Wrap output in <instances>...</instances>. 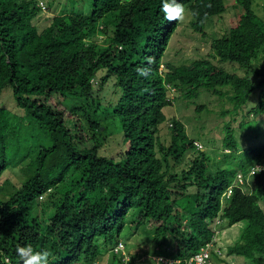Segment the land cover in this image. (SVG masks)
<instances>
[{
    "label": "trees",
    "instance_id": "trees-1",
    "mask_svg": "<svg viewBox=\"0 0 264 264\" xmlns=\"http://www.w3.org/2000/svg\"><path fill=\"white\" fill-rule=\"evenodd\" d=\"M74 2H86L89 14L55 15L39 29L33 20L43 1L0 0V96L6 93L14 105L0 101V177L12 170L17 182L5 179L9 193L0 197V264H20L18 245L49 251V264H70L80 254L92 260L119 237L128 217L153 231L155 254L174 257L212 241L214 226L239 225L227 254L262 263V177L249 193L234 188L221 197L237 171L264 158V145L239 142L230 129L248 104L264 115V68L251 66L264 53V0H232L242 12L212 39L208 55L189 67L165 60L164 70L180 21H163L161 0ZM177 2L199 32L226 6L224 0ZM162 27H168L164 34ZM231 64L257 72L259 81L229 70ZM167 87L189 99L185 106L203 92L222 102L230 153L196 147L170 111ZM108 96L109 124L121 130L101 127L103 117L93 108ZM202 108L197 104L195 112ZM246 109L241 128L256 124ZM18 153L28 159L29 177L9 164ZM70 171L78 173L73 181L66 180Z\"/></svg>",
    "mask_w": 264,
    "mask_h": 264
},
{
    "label": "rangeland",
    "instance_id": "rangeland-1",
    "mask_svg": "<svg viewBox=\"0 0 264 264\" xmlns=\"http://www.w3.org/2000/svg\"><path fill=\"white\" fill-rule=\"evenodd\" d=\"M38 2H44V9L40 12L37 19L33 20V23L38 25L39 29H42L46 24L49 23L50 18L55 15L71 14V13H83L89 14L90 8L87 6L86 2L81 4H75L74 0H37ZM225 11L219 15V17L213 18L211 22L205 25L204 32L193 31L190 26L191 16L184 12V19L178 23L176 34L172 33L171 42L168 48L165 50L164 60H168L176 65L180 63L185 64L187 67L190 66L192 60L207 56L211 51L210 43L213 38L221 36L225 33L231 26L235 25L238 19V15L242 12V9L235 7L232 0H224ZM73 5V6H72ZM260 55L257 58L256 63H252V68L257 69V71L262 70L259 65L264 68V53L259 52ZM162 68V66H160ZM165 69V66L162 68ZM230 69H234L239 75H247L252 80L259 81L260 76L257 72L246 73L244 69H239L235 64H231ZM264 71V69H263ZM259 74V73H258ZM206 92V91H205ZM98 95L101 93L96 92ZM167 96L172 101L171 113L182 121L185 125V131L189 136H193L196 142L199 144H207L210 147L220 149L223 137L227 134L224 129L225 122L229 119L228 115L221 116L219 114L220 105L219 99L215 95H210L208 93L200 94V98L191 99L194 103L189 106H185L189 99L179 97V93L174 89H168ZM258 97L255 95L250 99L254 104ZM0 101L5 107H14L11 103L10 97L4 94L0 96ZM203 106L202 110L195 112V106ZM94 105V103H93ZM205 107V108H204ZM251 108V106H249ZM248 108V109H249ZM209 110V111H207ZM248 111V119L256 124H251L246 126V128H241V118L243 112L240 110V114L235 116V120L231 122L230 129L231 133L239 138V142L243 139L248 145L256 143L262 144L264 142V115H255L252 110ZM100 114H103L100 112ZM105 115V114H103ZM244 118V116H243ZM110 120L101 119L102 125H108L111 130L116 129V131L121 130L118 125L109 124ZM85 124V122H83ZM87 127V124H85ZM161 135H165V128L161 127ZM245 135H250L251 137H245ZM257 134V135H256ZM242 135V136H241ZM241 136V137H239ZM210 139V140H209ZM208 142V143H207ZM244 147H242L243 149ZM22 154L18 153L14 160H10V165L16 168V172L19 176L24 178L30 176L29 170H27L28 159H21ZM11 168V167H10ZM10 173V174H8ZM78 173L70 171L66 176V180L73 181L77 178ZM18 178V177H17ZM5 179L9 182L17 183L12 170L5 171V173L0 177V197L5 199L8 195L9 185L6 184ZM41 210L39 214H41ZM214 224V223H213ZM215 235L212 238V242L216 248L221 251V259H213V264H253L251 259H246L241 256H232L227 254V247L232 245L238 235L239 226L233 225L229 228H225L219 231V228L214 226ZM126 229V230H125ZM125 229H123L120 234V238L123 239L124 243L129 249L130 253H133L134 258L140 259V264H155V256L153 251L156 248L157 241L153 238V231L146 230L141 223H137L134 220L129 219L125 221ZM153 257V260H149V257ZM158 258V257H157ZM103 261H109L110 257L107 253ZM165 260V259H164Z\"/></svg>",
    "mask_w": 264,
    "mask_h": 264
},
{
    "label": "clouds",
    "instance_id": "clouds-1",
    "mask_svg": "<svg viewBox=\"0 0 264 264\" xmlns=\"http://www.w3.org/2000/svg\"><path fill=\"white\" fill-rule=\"evenodd\" d=\"M160 12L162 13L163 21L166 23H171L172 21H177V22L182 21L184 19L185 10L177 2V0H161ZM191 19L195 20L192 16H191ZM167 28L168 27H162L163 34L164 32H166ZM175 28H177V26ZM176 30L177 29H174L173 33L176 34ZM193 31H196V30H193ZM196 32H199V31H196ZM171 36L168 40L166 49L168 48L171 42ZM164 55H165V52H164ZM166 61L163 59V63H162L163 65H161L162 68L164 65H166L165 64ZM180 64H183V63H180ZM162 68L160 67V69ZM138 73L141 76H146L148 74L147 71L143 68L138 69ZM167 91H168V87L166 88V95H167ZM110 97L111 96H108L98 106L93 105V108H95L98 111V115L100 117H103L102 119L110 120L111 118L108 115L111 114L112 112L108 109V106H107V103ZM255 103H257V101ZM248 106H251V105L248 104ZM248 108L249 107L245 109L252 110V107L249 109ZM245 109L241 110V112L244 113ZM252 111L255 115H257V113H255L254 110ZM100 112L105 115L100 114ZM101 127H103L102 124H101ZM161 127L162 125L159 126L158 132H160ZM110 132H111V129H110ZM231 138H232L231 136L226 134L223 137V141L225 139L230 140ZM223 141H222L221 146H219L220 149L210 147L207 144H203V145L201 143L198 144L196 141L194 142V144L196 145L198 149H201V150H205L209 148L211 149V151H214L215 153H219L221 152V150L225 153H230L231 149L225 146L223 144ZM205 145H207V147H205ZM263 145H264V142L262 144H257V145L256 143L255 144L253 143L251 146L261 147ZM216 155H220V154H216ZM256 176H261L264 182V158L260 161H255L253 163H250L244 171H237L232 179V182L227 186L225 192L222 194L221 200L224 199L223 196L224 197L230 196L234 188H240L242 192L249 193L252 188V182ZM153 238H154V234H153ZM166 249H168V247H166ZM107 253L110 257V260L103 261L102 258H104V256L107 255ZM153 254L156 255L155 256L156 262L159 261V263H155V264H160V263L162 264H213V259L222 258L220 255L221 254L220 249L216 248L212 241L207 242L204 245H202L199 248V250L194 252L193 254H189L186 256L183 255L182 257L155 254L154 252ZM204 254H206V256ZM215 254H217V256ZM16 255L19 258L20 264H49V255H50L49 251L47 250L34 251L31 245H27V246L18 245L16 248ZM198 256H201V259H198ZM232 256H238V255H232ZM153 257L154 256L149 257V260L150 261L153 260ZM241 257H244V256H241ZM244 258L250 259L247 257H244ZM140 260L141 258L140 259L134 258L133 253H130L123 239L120 238V235H119V237L115 241H113L111 244H107L106 247L101 248V252L98 257L92 260H89V261H84L82 254H80L78 257L71 259L68 262H71L70 264H140L139 263ZM5 261L6 263L9 262L8 258H6ZM253 262H254L253 264H259L255 261ZM260 264H264V261H262V263Z\"/></svg>",
    "mask_w": 264,
    "mask_h": 264
},
{
    "label": "built area",
    "instance_id": "built-area-1",
    "mask_svg": "<svg viewBox=\"0 0 264 264\" xmlns=\"http://www.w3.org/2000/svg\"><path fill=\"white\" fill-rule=\"evenodd\" d=\"M206 256V254H204ZM198 259H201V256H198Z\"/></svg>",
    "mask_w": 264,
    "mask_h": 264
}]
</instances>
